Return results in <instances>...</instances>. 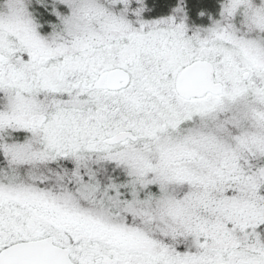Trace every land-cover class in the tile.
Here are the masks:
<instances>
[{
    "label": "clouds",
    "instance_id": "9594fccd",
    "mask_svg": "<svg viewBox=\"0 0 264 264\" xmlns=\"http://www.w3.org/2000/svg\"><path fill=\"white\" fill-rule=\"evenodd\" d=\"M261 224L264 0H0L6 262L264 264Z\"/></svg>",
    "mask_w": 264,
    "mask_h": 264
},
{
    "label": "snow or ice",
    "instance_id": "6c2138e0",
    "mask_svg": "<svg viewBox=\"0 0 264 264\" xmlns=\"http://www.w3.org/2000/svg\"><path fill=\"white\" fill-rule=\"evenodd\" d=\"M84 179L86 180L87 177H85ZM258 230L264 231V224H261ZM12 247L13 245L9 244V245H5L3 248H0V264H33L32 261L24 258L9 260L6 262L3 254L7 252L8 248H12Z\"/></svg>",
    "mask_w": 264,
    "mask_h": 264
}]
</instances>
